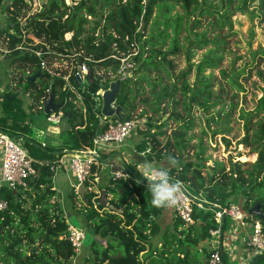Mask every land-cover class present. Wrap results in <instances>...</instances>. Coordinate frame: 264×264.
<instances>
[{
    "label": "trees",
    "instance_id": "1",
    "mask_svg": "<svg viewBox=\"0 0 264 264\" xmlns=\"http://www.w3.org/2000/svg\"><path fill=\"white\" fill-rule=\"evenodd\" d=\"M250 1L243 0L236 9L244 11ZM3 2L0 0V9ZM233 3L234 0H226L219 9L210 0H73L72 4L65 0H42L36 8L33 0L12 1L7 12V28H0V38L4 36L9 50L7 56L11 67L14 66L11 72L20 69L17 87L25 84L29 111L24 110V103L17 95L8 94L2 102L4 115L0 116V129L11 133L29 150L36 174L29 178L27 189L15 191L0 187V198L8 202V207L0 211V264H80V260L82 264H205L202 257L209 258L211 251L200 243L209 239L210 230L216 227L213 213L196 211L193 224L175 217L172 228L161 234L158 218L165 209L149 204L147 181L136 183L142 180L136 164L127 166L130 178H111L106 186H100L97 181L100 164L92 166L84 195L72 188L69 198L74 209L82 199V209L78 211L84 209L86 228L93 241L85 244L78 255L68 236L69 222L62 195L54 187L55 174L51 167L63 156L64 149L91 148L95 135L108 128L109 123L102 124L99 118L103 115V100L98 93L110 87L111 74L118 69L119 61L112 54L116 49L127 50L134 42L140 45L137 60L141 64L134 71V80L131 76L121 81L115 103L122 108L121 115L108 118L111 121L133 119L138 109L137 99L142 96L145 109L139 117H149L146 129L140 131L143 139L136 144V151L141 153L150 148L145 155L150 162L159 163L169 156L177 159L179 165L171 170V176L202 193L209 206L226 205L235 194L243 198V209L248 213L260 206L261 215L251 214V218L260 220L264 227V118H260L264 111V87L257 108L242 110L241 115L246 127L243 141L257 154L255 162L230 160L226 165L216 161L208 167L202 146L196 160L185 161L183 157L191 148L189 133L195 126L194 109L210 114L221 105L218 120L207 117L208 123L221 125V121H229L231 112L225 105L234 96L228 97L224 84L216 90V76L205 74L206 70L219 67L223 56L217 49L208 50L197 64L193 83L189 81L192 64L176 74L173 57L205 48L212 42L209 34L215 30L218 32L213 42L221 43L220 31L225 24L232 26ZM260 4L264 10V0ZM176 6H181L183 13L178 11L173 15ZM32 9L37 11L33 14ZM203 20L209 21L208 27L199 32ZM183 30L189 31L186 36L189 45L181 42ZM67 34L72 36L69 41L65 40ZM68 45L80 49L81 55L73 57ZM18 46L42 52V59L50 67L58 60L69 61L68 68L86 62L92 76L79 80L74 72L70 73V82L76 89L72 90L62 75L42 70L41 59L34 52L17 49ZM152 72H157V76L152 77ZM241 73L234 69L228 75L227 70H221L222 78L232 87L243 90ZM85 80L87 83L83 84ZM132 83L136 93L130 87ZM143 84L149 87L147 95ZM9 96L14 97L9 99ZM50 96L71 123L66 142L56 147L43 146L30 136L32 117L38 112L44 113L40 107ZM166 105L172 109L169 114L163 108ZM234 108L232 102L230 109ZM172 122L177 128H171ZM229 131L222 128L214 133ZM102 190H106L113 208L100 204ZM156 236H160L161 244L154 248L152 239ZM260 262H264V254L251 264Z\"/></svg>",
    "mask_w": 264,
    "mask_h": 264
},
{
    "label": "rangeland",
    "instance_id": "2",
    "mask_svg": "<svg viewBox=\"0 0 264 264\" xmlns=\"http://www.w3.org/2000/svg\"><path fill=\"white\" fill-rule=\"evenodd\" d=\"M13 0H4L2 7H1V15H0V28L6 29L8 24L7 19V12L8 7L12 3ZM42 0H38V4L41 3ZM67 4H72L73 0H65ZM215 7L219 9L222 8L223 3L226 0H210ZM261 0H251L247 7L242 10L236 9V7L243 3V0H234L232 4L233 13L231 15L232 26H228L227 24L224 25L223 29L220 31L221 43L217 44L213 42L214 38L216 37V33L218 32L215 30L213 33L209 34V38L212 42L203 49L192 50V53L189 54L186 51L182 52L181 54L174 56V64L175 69L173 72L178 74L181 70L188 68L190 64H192L191 69L192 73L189 76L190 83L195 82L196 80V67L197 64L204 58L205 54L211 48H215L218 50L219 54H221L222 60L219 64L217 69H208L206 70L207 75L214 74L217 78V85L216 90H219L220 85L224 84L228 97L233 99L226 100V110L231 112L229 117V121H225L221 123V125H216L213 122L208 123L207 117L214 116L216 120H218V113L221 111V105H218L216 108L212 109L210 114H204L202 110L195 108L194 114L196 115L195 126L190 131L189 137H192L190 142L191 148L189 152L183 153V157L185 161L188 160H196V153L199 150V147L202 146L205 149L204 157L206 158V165L208 167H212L215 165L216 161L224 162L226 165L229 164L230 160L240 161V162H248L253 163L257 159V154L252 151V147L245 143L243 140L246 136V127H245V120L242 119V110L245 111H253L257 108L259 104V99L262 97V88L264 87V10L261 8L260 4ZM34 3V2H33ZM37 9H32L31 13H35ZM183 13L181 6H176L173 10V15L177 12ZM217 14L215 15V17ZM22 22H25L23 20ZM208 20H203L201 27H199V32L203 31L205 28L208 27ZM197 30V29H196ZM189 31L183 30L181 34V42L186 43L189 45V41L186 40V36L188 35ZM191 35V34H190ZM33 37V36H32ZM72 49L74 53L76 48L72 45H68ZM0 48L4 51L0 54V107L3 106L2 102H4L5 98L10 95H17L24 103L23 107L25 111H29V96L26 93L25 84L22 85L20 88L17 87L18 81L17 78L20 77L21 72L19 68L14 69V72H11L14 68L10 65V59L7 56L8 49L6 41L3 38H0ZM167 48V47H166ZM189 56H191L189 58ZM69 61L58 60L55 63H60L56 65L59 68V72L65 70L68 66ZM54 63V64H55ZM227 70V73H231L234 69L237 71H243L240 74L239 80L243 86V90L238 88H234L231 84L228 83L227 79L222 78L221 70ZM67 71V69H66ZM133 80L136 78V75L133 73ZM152 77L157 76V72L151 73ZM167 81V80H166ZM87 81L85 80L83 84H86ZM220 83V84H219ZM144 94H149V87L146 84ZM130 87L134 91L137 92L135 84H131ZM225 96V93H222ZM227 97V96H226ZM142 96H139L137 99V106L138 109L135 112V116L133 119H136L139 122V129L138 131L133 132L129 136V140L132 141H140L143 139V135H141L140 131L146 129L147 117L149 115L139 117L142 113V110L145 109L144 104L141 103ZM2 101V102H1ZM235 104V108L233 110L230 109L231 103ZM168 111V114L171 112V107L165 106ZM148 113L150 114L149 109L146 108ZM4 115V112L0 110V116ZM155 116H159L160 114H154ZM224 118V115H222ZM167 118V115L164 119ZM260 118H264V111L261 114ZM11 120H9V124H11ZM71 125L68 119H63V123L61 126L65 124ZM257 119L253 121V125L256 127ZM210 124V126H209ZM49 125H53L47 121L46 113L38 112L32 117V122L30 125V136L34 138L39 143H42L45 138V130ZM177 124L174 122L171 123V128H177ZM170 128V129H171ZM222 128H227L230 130L226 134L217 133V130H222ZM169 129V130H170ZM168 130V131H169ZM253 133V131H252ZM132 137V140L130 139ZM230 141V144H227L224 140ZM22 145V143H21ZM23 146V145H22ZM25 147V146H23ZM149 149V148H148ZM99 151L103 152V150ZM114 151V152H113ZM112 152V159L118 162H123L121 156L118 155L117 148L113 147ZM139 158L141 159L139 162L145 160L143 155H140ZM137 162L136 165L139 163ZM155 166H166L167 159L156 163L152 162ZM133 165V164H132ZM179 165V164H178ZM177 165V166H178ZM248 165L245 167L247 168ZM101 175L100 183L104 184L108 180V175L105 176ZM187 189L190 191L191 195L196 199L203 200L202 193H198L193 190L189 185L185 184ZM61 193V192H60ZM85 193V192H84ZM62 195V194H61ZM110 198V197H108ZM231 199L233 203L240 204L243 207V198L239 194H235ZM63 203L65 204L64 209L66 212L72 214L73 210V203L72 200L69 198V194L66 197L62 196ZM70 200L72 203L70 206H67V201ZM79 200V199H77ZM80 201V200H79ZM77 203H80V202ZM81 205V204H80ZM82 209V207H80ZM79 212V211H78ZM84 213V209L82 210ZM173 209H167L164 213L159 217L161 219V223L163 228H172V225L175 220V213ZM70 216L66 213V216ZM158 218V221L160 222ZM229 223L233 224L232 227L236 226V222L229 217ZM70 223V221H68ZM72 223V222H71ZM74 224V223H72ZM76 226H82L79 223L74 224ZM237 227V226H236ZM88 236L84 242V244L89 245L91 243L92 234L90 231H87ZM105 242V241H103ZM159 245L160 244V236H156L152 239V245ZM212 250V248H211ZM83 251V249H82ZM82 253V252H81ZM88 253V249H87ZM226 260L228 264H239L240 261L238 260H231V256L229 253H226ZM253 261H250L251 264ZM80 264L81 260L79 261ZM261 263V262H260ZM259 263V264H260ZM261 264H264L262 262Z\"/></svg>",
    "mask_w": 264,
    "mask_h": 264
},
{
    "label": "built area",
    "instance_id": "3",
    "mask_svg": "<svg viewBox=\"0 0 264 264\" xmlns=\"http://www.w3.org/2000/svg\"><path fill=\"white\" fill-rule=\"evenodd\" d=\"M1 15V9H0ZM72 36L67 34L65 40H71ZM17 49H25L34 52L41 59V69L49 71L53 75L60 76L66 81V85L72 90H76L70 82V73L74 72L79 80H84L90 73V68L86 62H80L76 67H70L69 73H65L66 69L59 72V68L55 63L53 67L48 65L47 61L42 59V52L33 49L18 46ZM112 54V57L119 61L118 69L111 74L113 82L123 81L131 77L135 70L141 64V60H137L141 49L137 42L132 43L127 50H119ZM0 51H4L0 48ZM80 49L72 52L73 57L77 58L81 55ZM86 60H91L86 58ZM72 65V62H71ZM111 73V72H110ZM105 90H100L98 94H102ZM79 94V93H78ZM44 105L40 108L44 110ZM116 106V104H114ZM47 121L51 124H59L63 118L61 110L52 111L46 114ZM102 124L109 123V126L103 132H99L93 139L91 148L84 150H73L68 155L61 156L57 162L51 167V170L56 174L59 171H66L72 175L77 185L85 184L88 176L91 173L92 166L98 164V157L101 151H111L113 147L123 144L129 136L138 131L139 122L136 119L129 120H115L111 121L106 115H99ZM141 152L140 155L145 157L146 153ZM145 160L146 157H145ZM142 162V161H141ZM140 163V162H139ZM138 163V164H139ZM137 164V166H138ZM36 174L34 160L29 150L21 145L20 140L16 139L11 133L0 129V187L6 186L13 190L27 189L28 180ZM130 171L127 168L121 170L111 171L110 177L116 179L130 178ZM185 191V203L182 207L173 209L175 216L183 220L186 224H193L195 222L194 213L196 211H211L216 227L210 230V242L213 244V250L205 264H228L225 261L223 248L221 246V239L225 231V223L229 217L236 222L237 227H249L247 238L243 243L241 250V262L239 264H249L256 257L264 254V227L260 220L251 218V214L246 212L240 204L230 201L226 205L213 204L209 206L206 200L194 198L187 189L184 182H182ZM8 207V202L0 198V211ZM68 236L75 252L79 255L84 248V242L88 236L87 228L84 226H76L69 223ZM231 260H235L233 257Z\"/></svg>",
    "mask_w": 264,
    "mask_h": 264
},
{
    "label": "crops",
    "instance_id": "4",
    "mask_svg": "<svg viewBox=\"0 0 264 264\" xmlns=\"http://www.w3.org/2000/svg\"><path fill=\"white\" fill-rule=\"evenodd\" d=\"M2 102V101H1ZM0 110L2 111L3 108L2 106L0 107ZM65 119V118H63ZM63 123V120L59 124H53L49 125L46 130H45V138L42 142L43 146H60L63 145L66 142V133L70 130L71 125L68 123L61 126ZM132 140V137H130ZM139 141H130L129 138L120 145H117L114 148H117L118 155L121 156L123 162H118L112 159V152L110 151H103L100 152L99 157H98V163L100 164L99 166L101 167V172L99 176L97 177L98 184L100 186H106L110 182V172L111 171H116V170H121L123 168H127L128 165L136 164L139 162L141 159L139 158V152L136 151L135 146ZM113 150V149H112ZM73 150H70L68 148L64 149L62 151L63 155H68L71 153ZM114 152V151H113ZM105 176L108 175V180L106 183L101 184L100 183V178L101 175ZM54 187L57 189L59 192H61L62 196L66 197L71 191L72 188H75L78 193L81 195V185H77L75 179L72 177V175L66 171H59L55 174L54 176ZM85 192V188H84ZM83 192V193H84ZM82 196V195H81ZM233 199V198H231ZM63 201V199H62ZM80 203L78 204V208L74 209L71 211L72 214L66 212L70 216L67 215L68 221L70 223L74 224H80L84 227H86L87 224V219L85 217V212H78V209L81 207V202L82 199L79 201ZM72 203L70 200L67 201V206H70ZM65 206V204H64ZM174 214V213H173ZM160 220V225L162 226L161 219ZM233 224L229 223V220L226 221L225 223V231L224 235L221 239V246L223 248V253H224V258L226 260V253L228 252L229 255L235 259L241 262V250L243 249V243L245 242L248 232L250 230L249 227L246 228H240V227H232ZM162 231L161 234L164 233L168 228H163L161 227ZM160 244H161V239H160ZM158 245H153V247L160 246ZM200 245L204 248H206L208 251H212L211 248H213L212 242H210L209 239L205 240L204 242H201ZM208 258L202 257V262L206 263Z\"/></svg>",
    "mask_w": 264,
    "mask_h": 264
},
{
    "label": "clouds",
    "instance_id": "5",
    "mask_svg": "<svg viewBox=\"0 0 264 264\" xmlns=\"http://www.w3.org/2000/svg\"><path fill=\"white\" fill-rule=\"evenodd\" d=\"M178 165V160L172 156L167 158L166 166H155L148 160H143L137 166L142 180L147 181L149 204L157 209H177L185 203V191L182 182L171 176V170Z\"/></svg>",
    "mask_w": 264,
    "mask_h": 264
},
{
    "label": "water",
    "instance_id": "6",
    "mask_svg": "<svg viewBox=\"0 0 264 264\" xmlns=\"http://www.w3.org/2000/svg\"><path fill=\"white\" fill-rule=\"evenodd\" d=\"M35 7L38 8L39 4L37 3V0H33ZM40 75L37 74L35 75L31 80L34 81L38 76ZM92 76V73H89V77ZM121 87V81H116L112 82L110 87L105 90L102 94V100H103V114L106 115L107 117H112L113 115H121L122 108L118 106H114L116 103L117 95L120 91ZM14 96H9V99H13ZM59 109V105L55 103L54 99L52 96L49 97V99L45 102L44 105V113L49 114L52 111H57ZM81 185V195H84V188L85 184H80ZM100 204L108 207V208H113V206L109 203L106 195V190H102V196L100 198ZM252 215H261L260 212V206H255L252 210L251 213ZM92 242V239H91Z\"/></svg>",
    "mask_w": 264,
    "mask_h": 264
}]
</instances>
